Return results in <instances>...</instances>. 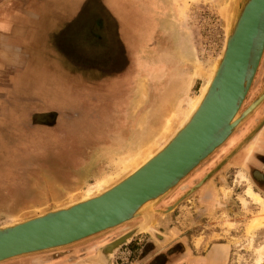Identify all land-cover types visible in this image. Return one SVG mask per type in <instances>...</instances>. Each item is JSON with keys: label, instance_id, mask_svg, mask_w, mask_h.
<instances>
[{"label": "rangeland", "instance_id": "374dc122", "mask_svg": "<svg viewBox=\"0 0 264 264\" xmlns=\"http://www.w3.org/2000/svg\"><path fill=\"white\" fill-rule=\"evenodd\" d=\"M74 2L79 8L85 5L86 9L90 10L92 6L98 10L102 4L105 7L118 8L124 1ZM227 3L228 0H153L152 7H160L162 10L159 13L161 19L153 21L151 28H154L152 25L157 22L163 43H160L162 45L159 44L156 50L147 48L144 53L145 57L152 61H148V66L144 65V70L140 68L144 72L145 94L142 107L140 106L142 111L138 112L137 117L135 112L129 117L131 126L111 127L110 131L106 132L103 128L100 131L97 129L102 119L96 112L97 106L88 104V97H102L101 90L105 88L106 98H113L124 88L123 83L91 75L88 78L87 72L80 70V67H76L73 80L71 73L68 74L64 70L65 76L61 77L64 78L63 87L60 92L58 90V94L52 88L57 86L56 81L52 87L48 83L46 99L49 102L43 100L38 103L36 109L39 111L27 107L24 111L12 113L9 123L0 121V225L20 221L62 203L83 198L89 188L95 191L98 183L111 180L120 172L122 173L119 174L118 180L128 174L131 170L125 172V167L130 158L137 157L140 162L148 150L157 149L167 136L162 126L166 122L173 123L174 130L175 126L179 125L186 114L187 101L197 97L213 64L220 56L225 33L231 24V15L229 16L227 9L230 11L231 7L232 10L233 2L229 0L228 5ZM148 10L149 8L144 13H153L151 9ZM152 32L150 29V33ZM78 33L80 43L76 39V44H85L81 38L85 31L81 29ZM150 33L147 32V35ZM68 34V39L74 40V32L66 35ZM63 49L68 57L78 60L70 43L65 42ZM77 50L78 46L74 52ZM27 86V91L31 90L32 84ZM71 87L76 89L75 97L71 95ZM263 88L264 50L238 114ZM18 93L16 90L15 96L24 97L22 91ZM46 103L51 108L56 106L57 110L41 111L40 109L46 108ZM247 116L248 118L230 135L239 132L242 134L241 139L232 142L233 146L199 181L191 187L187 182L184 183L190 172L178 185L157 200L159 202L154 206L153 221L146 223L138 233L142 237L140 246L150 240L152 245L164 246L173 237L188 235V239L183 238L181 241L189 245L193 243L196 247H205L214 241H224L226 245H215L210 254L215 259L223 256L225 261L224 253L229 247L227 264H258L261 253L260 264H264V226L250 229L254 217L261 215V207L247 195L249 184L264 200V193L251 180L248 164L254 150L264 151V121L261 122L264 118V99ZM108 117L109 113L106 117L103 116L105 120ZM98 120L100 123H97ZM59 132L64 133V136H60ZM107 132L111 133V136H108ZM74 135L75 138L72 137ZM82 137L87 143L78 146L76 139ZM73 140L74 143L71 142ZM95 140L98 143L102 140L104 143L96 146ZM62 141L65 142L57 146ZM226 163L236 166H224ZM195 169L197 167L193 170ZM208 179L214 190L209 189V193L195 192L199 187L207 185ZM113 183L105 184L104 188ZM5 188L6 191H3ZM177 188H180V195L171 201L170 197ZM171 205L173 209L168 210ZM140 220L145 221L134 218L93 240L115 235L110 238L111 241L129 228L137 226ZM174 225H177V228ZM171 226H174L176 231L167 234L166 230ZM132 243L133 240L127 244L132 252L126 264L131 260L136 248L131 246ZM77 244L16 257L0 264H28L30 259L32 263H36L46 255L55 257L57 253ZM98 244L92 242L87 246L94 248ZM218 249L219 252H216ZM118 251L113 253V264H116Z\"/></svg>", "mask_w": 264, "mask_h": 264}, {"label": "crops", "instance_id": "0c3cea01", "mask_svg": "<svg viewBox=\"0 0 264 264\" xmlns=\"http://www.w3.org/2000/svg\"><path fill=\"white\" fill-rule=\"evenodd\" d=\"M74 1L78 0H0V121L9 123L12 113L24 111L27 107L39 111L36 109L38 103L43 100L49 102L46 88L48 83L52 87L56 81L57 86L52 88L58 94L63 87L64 78L61 77L65 76L64 72L71 73L73 80L76 67L87 72L88 78L91 75L123 83L124 88L113 98H106L105 88L101 90L102 97H88V104L97 106L96 112L102 119V123L97 121L100 123L97 127L99 131L101 128L106 132L111 127L131 126L129 117L132 112L137 117L138 112L142 111L144 77L143 71L138 67L144 62V41L142 42L139 33L153 23L152 12L144 13V10L153 6V2L150 3L153 0H121L124 1L121 2L123 5L118 8L102 4L98 10L91 6V11L84 4L83 8H79ZM81 29L85 31L81 36L85 44H79L84 46L82 48L78 45L80 42L77 37ZM72 32L74 40L68 39L69 34L66 35ZM65 42L70 43L77 61L64 53ZM28 84H32L29 91ZM43 86L45 87L42 89ZM70 89L71 95L75 97V87ZM16 90L19 91L18 94L22 91L24 97L15 96ZM45 106L40 110H57L56 106L51 108L47 103ZM108 113L110 117L105 120L103 116L106 117ZM59 133L64 136V133ZM106 134L111 136L109 132ZM72 137L75 138L76 135ZM82 139L83 137L77 138L76 142H71L78 146L87 143L85 138ZM96 143L97 146L104 142L101 140ZM1 175L4 176L3 173ZM167 231L169 230H166L169 234ZM178 237H173L164 246L154 244L144 248L140 246L142 237L135 235L131 239V246L136 248L128 264H227L229 247L224 253L225 261L223 256L215 259L210 254L215 245H226L225 242H211L203 252H197L193 244H186L177 250V241L181 240ZM109 240L104 242L100 237L98 240L83 241L57 253L55 257L46 255L36 263H32L30 259L28 264H82L80 261L95 255L96 248ZM92 242L99 244L94 248L87 246ZM171 247L174 250L168 252ZM67 260L70 262H66Z\"/></svg>", "mask_w": 264, "mask_h": 264}, {"label": "water", "instance_id": "95a60500", "mask_svg": "<svg viewBox=\"0 0 264 264\" xmlns=\"http://www.w3.org/2000/svg\"><path fill=\"white\" fill-rule=\"evenodd\" d=\"M229 13L231 27L224 36L221 58L201 101L182 127L139 168L101 193L88 199L78 198L71 205L69 201L62 203L18 223L0 225V262L94 239L131 217L151 223L157 200L248 118L251 106L264 99V88L234 119L263 53L264 0H233ZM151 199V204L140 207ZM173 207L168 206V210ZM120 236L97 247L98 256L87 258L85 264H97L100 256H106L115 246L118 251L131 242L123 243ZM121 241L123 244L118 246ZM108 264H113L110 257Z\"/></svg>", "mask_w": 264, "mask_h": 264}, {"label": "flooded vegetation", "instance_id": "af4514ba", "mask_svg": "<svg viewBox=\"0 0 264 264\" xmlns=\"http://www.w3.org/2000/svg\"><path fill=\"white\" fill-rule=\"evenodd\" d=\"M151 2H153V1H150V3ZM150 9L153 11V13L151 14L152 21L155 22V20L158 21L159 19H161L159 13H160V10H162V9H160V7H158V8L151 7V8H149V10ZM152 26L154 28H151V26L150 27L147 26L146 27V31L145 30L142 31V32L140 31L141 33H139L140 34L139 37L141 38L142 42L144 41V48H143V51H144L143 52V61L144 62L141 65H139L138 69L139 68L143 69L144 65L148 66V64H149L148 61H152L151 59H149V57H147V56L145 57L144 53H145L146 49L147 48H153V49L156 50L157 46H159L160 43H163V39H160V35H159L160 27L157 26V22H156L155 25L153 24ZM150 29L153 30L152 33H150ZM147 32L150 33L149 36L147 35ZM164 42H165L164 44L166 45L167 44L166 41H164ZM160 45H162V44H160ZM114 122H116V121H114ZM241 136H242V134L239 133V132H237V133L233 134L232 136H230V138L227 140V142L223 146H221V148H219V150L215 151L207 160H205L204 162L199 164L197 166V169L191 171V173L189 174V178L184 183L187 182L188 186L191 187L193 184H195L197 181H199L217 163V161H219V159L222 158L227 153V150H229L231 148V146H233L232 142H236V141L240 140ZM248 164H249V169H250L251 180L253 181L255 186L260 187L259 190L264 193V171H263L264 169L263 170L261 169L262 167L264 168V151L262 152V150H257V151L254 150L251 153V158L248 161ZM226 165L236 166V165L231 164V163H229V164L226 163L224 166H226ZM209 180L210 179H208L206 181V182H208L207 185H205L203 188H202V186L199 187L195 192H197V193H199V192L200 193L201 192L209 193L208 192L209 189L214 190L213 187L211 186V184L209 183ZM179 189L180 188H177L173 192V194L170 197L171 201L174 200L175 198H177V196L180 195L181 191ZM207 197H208V195H207ZM161 206L159 205V207H161ZM178 221H180V220H177V222ZM174 226L177 228V225H174ZM174 226L169 227V231H167L169 234L175 233L176 230H174ZM114 236L115 235H113L111 237H114ZM111 237L105 236V238L101 237V239L103 241H106V240L110 239ZM184 237L186 239H188V235H185ZM179 238H181V240H184L183 236H179L177 239H179ZM181 240L177 241V244H176L178 246L177 250H180L181 247H185L186 246V244L183 243ZM214 242H216V241H214ZM222 242H224V241H222ZM147 244H149V245H147ZM210 244H211V242L209 244H207L205 247H203V246L196 247V245H194V244L193 245L196 247L197 252H203L207 248V246H209ZM142 246L144 248H146L148 246L152 247L153 246L152 245V241L150 240V241H148V243L146 242ZM173 250H174V247H171L170 250L168 249V252H172ZM68 261L70 262V260H67L66 262H68Z\"/></svg>", "mask_w": 264, "mask_h": 264}, {"label": "bare ground", "instance_id": "6f19581e", "mask_svg": "<svg viewBox=\"0 0 264 264\" xmlns=\"http://www.w3.org/2000/svg\"><path fill=\"white\" fill-rule=\"evenodd\" d=\"M232 2H233V0H232ZM229 13V12H228ZM229 15H231L230 13H229ZM229 19H230V17H229ZM230 27H231V25L227 28V33H228V31H229V29H230ZM224 47V46H223ZM223 47H222V50H221V53L219 54L220 56L216 59V61H215V63L213 64V66H212V70H211V72L209 73V75H208V77H207V79H206V82H205V84H203V86L201 87V89H200V91H199V94L197 95V97L196 98H190L188 101H187V105H186V107H185V109H186V114L184 115V117H183V119H182V121L179 123V125L177 124V126H175L176 128L173 130L172 129V127L174 126V124L172 123V124H169V123H165V125L164 126H162V127H164L163 129L165 130L164 132H167V136L163 139V142L160 144V146L157 148V149H154L153 151H152V149H150V150H148V152L147 153H145L144 154V156L142 157V160L139 162V160L140 159H138L137 157H135V158H130L129 159V161H128V163H127V167H125L126 169H125V172L126 171H129V170H131L127 175H129L130 173H132L133 171H135L137 168H139L145 161H147L149 158H151L159 149H160V147L165 143V141H168L173 135H174V133L180 128V127H182V125L187 121V119L189 118V116L191 115V113L194 111V109L197 107V105L199 104V102L201 101V99H202V97H203V95H204V93H205V91H206V89H207V87H208V85H209V83H210V81H211V79H212V77H213V74H214V72H215V69H216V67H217V65H218V62H219V60H220V58H221V54H222V51H223ZM264 50V49H263ZM139 91V90H138ZM247 95V94H246ZM246 97V96H245ZM262 98H264V94L261 96ZM245 99V98H244ZM244 101V100H243ZM261 100L259 99L256 103H254L252 106H251V108L249 109V111H248V113H247V115L251 112V111H254L255 110V108L257 107V105L259 104V102H260ZM242 107V106H241ZM239 111V110H238ZM238 112L236 113V115H235V117H234V119H236L237 117H238ZM173 122V121H172ZM229 138V137H228ZM227 138V139H228ZM226 139V140H227ZM225 140V141H226ZM224 141V142H225ZM223 142V143H224ZM152 151V152H151ZM212 154V153H211ZM200 164V163H199ZM198 164V165H199ZM197 165V166H198ZM129 168H131V169H129ZM196 168V167H195ZM122 172H120L119 174H121ZM119 174L115 177V178H112L111 180H108V181H106V180H104V184L103 183H98V185L96 186V188H95V191H93V189L92 188H89L87 191H86V193L84 194L85 196H83V198L82 199H88V198H91V197H93V196H95V195H97V194H99V193H101L102 191H104L106 188H104V185L105 184H107V183H109V182H114V183H116L117 181H118V177H119ZM187 176V175H186ZM185 176V177H186ZM185 177H183V178H185ZM117 179V180H116ZM183 180V179H182ZM181 181H179L176 185H178L179 183H180ZM114 183L112 184V185H114ZM111 185V186H112ZM175 185V186H176ZM111 186H108V187H111ZM174 186V187H175ZM174 187H172V188H174ZM171 188V189H172ZM170 191V190H169ZM94 192H95V194H94ZM97 193V194H96ZM247 195L254 201V202H256L257 204H259L260 205V210H261V215H259V216H255L254 217V219H253V222L251 223V225H250V229L251 228H261L262 226H264V200L261 198V196L255 191V190H253L252 188H251V186L248 184V189H247ZM156 199V198H155ZM154 199H151V200H148V201H146L145 203H143L140 207H143L144 205H149V204H151L152 203V201H153ZM79 201H81V200H79ZM76 201H74V202H71L69 205H71V204H73V203H75ZM136 218H139V217H136ZM134 218H130V219H128V220H126V221H124V222H122V223H120L121 225L122 224H125V223H127V222H129V221H131V220H133ZM142 219V218H141ZM24 220V219H23ZM21 221V220H20ZM19 221H16V222H13V223H18ZM147 222H146V220L144 221V222H141V220L140 221H138L137 222V228H135L134 230H132L131 231V229L133 228V227H131V228H129L127 231H125L124 233H122L121 234V236L120 237H122L123 239H122V241H123V243H125V242H128L135 234H138V233H140L139 231L144 227V225L146 224ZM120 224H118L119 226H120ZM118 225H116V226H113V227H111V229H114V228H116V227H118ZM148 225V224H147ZM135 227V226H134ZM131 231V232H130ZM129 232V233H128ZM132 233V234H131ZM131 234V235H130ZM122 241H121V243H119V245L118 246H120L121 244H123L122 243ZM79 242H83V241H79ZM79 242H75V243H79ZM74 244V243H73ZM71 245V244H70ZM68 246V245H67ZM61 247H65V246H61ZM61 247H58V248H61ZM99 247V246H98ZM54 249H57V248H54ZM51 250H53V249H51ZM117 251V249H116V246L112 249V250H110V251H108L107 252V254H106V256H103L102 254L103 253H101V255L102 256H100L101 257V259L99 260V263H97V264H108L109 263V257L111 258V261H112V256H113V253L114 252H116ZM41 252H44V251H41ZM35 253H39V252H35ZM35 253H30V254H35ZM27 255H30L29 253H26ZM98 256V254H97V251H96V253H95V255H93V256ZM24 256V255H23ZM18 257H20V256H18ZM10 259H13V258H10ZM9 258H8V260H10ZM5 261H7V260H5ZM261 261H262V253H261V256H260V259H259V261H258V264H260L261 263ZM2 262H4L3 260H2ZM80 262H82V264H85V262L84 261H80ZM1 263V262H0ZM112 263H113V261H112ZM90 264H95V263H90Z\"/></svg>", "mask_w": 264, "mask_h": 264}, {"label": "built area", "instance_id": "2783aa9c", "mask_svg": "<svg viewBox=\"0 0 264 264\" xmlns=\"http://www.w3.org/2000/svg\"><path fill=\"white\" fill-rule=\"evenodd\" d=\"M131 256V249L128 245L123 246L116 254V264H126Z\"/></svg>", "mask_w": 264, "mask_h": 264}]
</instances>
